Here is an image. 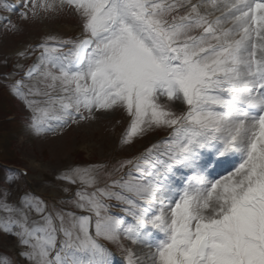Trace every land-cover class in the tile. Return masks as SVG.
<instances>
[{
    "label": "snow or ice",
    "instance_id": "6c2138e0",
    "mask_svg": "<svg viewBox=\"0 0 264 264\" xmlns=\"http://www.w3.org/2000/svg\"><path fill=\"white\" fill-rule=\"evenodd\" d=\"M22 7L24 21L66 10L79 21L75 37L18 52L39 54L4 76H19L6 86L31 134L119 111L121 146L159 135L139 155L58 173L74 188L51 203L0 189V234L26 264H115L112 249L118 264H264V0Z\"/></svg>",
    "mask_w": 264,
    "mask_h": 264
},
{
    "label": "rangeland",
    "instance_id": "374dc122",
    "mask_svg": "<svg viewBox=\"0 0 264 264\" xmlns=\"http://www.w3.org/2000/svg\"><path fill=\"white\" fill-rule=\"evenodd\" d=\"M21 0L14 2L19 7ZM25 9L20 6L14 12H10V23L17 25L16 31H8L9 22L2 23L0 31V87H2V114L17 113L25 118L30 113L22 102L9 97L10 91L6 85L12 80H5L6 73L13 71V65L17 62L26 68L28 62L34 60V54L22 59L18 52L25 51L29 46H36L47 36L69 38L79 31L78 19L67 10L59 15L29 19L19 18L18 12ZM126 118L119 111L99 115L98 119L80 122L77 125H69L59 130L56 134L45 133L35 136L30 133V139H16V135H24L25 131L21 121L4 125L2 130V145L7 150L10 160L28 171L29 180L19 177L14 182H7V178L0 173V189L8 188L11 195L10 202L24 192L35 194L51 203L63 193L60 189L66 185L58 181L56 176L71 166H84L94 163H115L118 159L131 158L139 155L145 147L155 142L159 135L146 138H136L130 145H120V137L126 127ZM24 132V133H23ZM16 159V160H15ZM15 160V162H14ZM230 170V169H229ZM2 175V177H1ZM27 189V190H26ZM35 218V217H34ZM17 242L12 237L0 234V258H8L12 264H26L18 255ZM115 251V249H112ZM139 251V249H137ZM115 264H118L115 262Z\"/></svg>",
    "mask_w": 264,
    "mask_h": 264
}]
</instances>
